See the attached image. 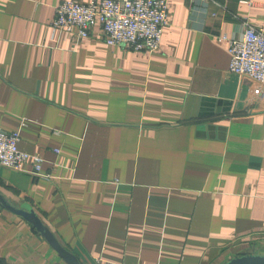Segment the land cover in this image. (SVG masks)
Returning <instances> with one entry per match:
<instances>
[{"label": "crops", "instance_id": "crops-1", "mask_svg": "<svg viewBox=\"0 0 264 264\" xmlns=\"http://www.w3.org/2000/svg\"><path fill=\"white\" fill-rule=\"evenodd\" d=\"M63 1L0 0V127L45 175L0 165V194L76 264L264 256V84L231 73L229 48L245 22L264 28V0H170L152 53L100 25L55 31ZM0 263L71 264L2 206Z\"/></svg>", "mask_w": 264, "mask_h": 264}, {"label": "built area", "instance_id": "built-area-1", "mask_svg": "<svg viewBox=\"0 0 264 264\" xmlns=\"http://www.w3.org/2000/svg\"><path fill=\"white\" fill-rule=\"evenodd\" d=\"M169 1L92 0L80 3L66 0L57 6L52 27L55 31L76 32L79 38H85L96 25H100L107 44L152 53L161 47L164 29L169 23ZM192 1L208 3L211 0ZM229 43L231 73L264 84V28L245 22L243 38L229 39ZM20 141L18 131H6L0 127V165L22 171L24 164L32 161L34 175L45 176L42 174V156L22 151ZM46 177L50 178V175Z\"/></svg>", "mask_w": 264, "mask_h": 264}, {"label": "water", "instance_id": "water-1", "mask_svg": "<svg viewBox=\"0 0 264 264\" xmlns=\"http://www.w3.org/2000/svg\"><path fill=\"white\" fill-rule=\"evenodd\" d=\"M0 206L8 209L9 211L24 217L27 221L33 224L37 230L46 237L49 242L71 263L74 262V257L71 254H67L66 250L59 244L57 238L49 231V229L43 223V220L36 214L31 206L23 205L17 207L10 202H8L5 197L0 194ZM224 264H264L263 255H243L235 259L230 260Z\"/></svg>", "mask_w": 264, "mask_h": 264}]
</instances>
